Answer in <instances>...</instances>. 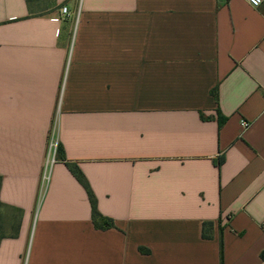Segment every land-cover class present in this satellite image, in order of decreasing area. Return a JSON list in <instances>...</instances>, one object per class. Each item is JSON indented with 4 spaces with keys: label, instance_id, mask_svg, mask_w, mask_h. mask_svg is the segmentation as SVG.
Segmentation results:
<instances>
[{
    "label": "crops",
    "instance_id": "obj_1",
    "mask_svg": "<svg viewBox=\"0 0 264 264\" xmlns=\"http://www.w3.org/2000/svg\"><path fill=\"white\" fill-rule=\"evenodd\" d=\"M50 1L0 0V264H264V4Z\"/></svg>",
    "mask_w": 264,
    "mask_h": 264
},
{
    "label": "trees",
    "instance_id": "obj_2",
    "mask_svg": "<svg viewBox=\"0 0 264 264\" xmlns=\"http://www.w3.org/2000/svg\"><path fill=\"white\" fill-rule=\"evenodd\" d=\"M45 0H27V4L29 6V9L31 10L32 14L37 13L38 10L44 8L45 6H48L49 4L44 3ZM45 4V5H44ZM41 7L37 8L36 7ZM213 94L216 96V91L213 92ZM63 154V150L59 148V153ZM68 167L70 168L72 174L75 176V178L79 181V183L83 186V188L86 190L87 195L89 197V201L92 207V220L96 227V229L101 231H106L115 228V223L113 220L103 216L97 207V199L91 190V187L89 183L87 182L86 178L83 176L81 171L75 167L72 164L68 163ZM5 207L0 203V240L4 237H7L9 234L6 232L5 224L8 221V224L10 225V229L12 231H15V228L18 224V214L17 211L15 212V215L11 216L7 221L3 218L1 215V210H3ZM10 235H13L10 234ZM203 239L205 240H211L213 238V223L206 222L203 224V233H202ZM222 264H223V255H222Z\"/></svg>",
    "mask_w": 264,
    "mask_h": 264
},
{
    "label": "built area",
    "instance_id": "obj_3",
    "mask_svg": "<svg viewBox=\"0 0 264 264\" xmlns=\"http://www.w3.org/2000/svg\"><path fill=\"white\" fill-rule=\"evenodd\" d=\"M251 7L258 9L264 4V0H245ZM60 15L62 17H65L68 15V9L66 7L61 8ZM242 126L244 128L249 127V123L243 122ZM57 150V142L53 141L50 146V151L51 153L53 152L54 154L56 153Z\"/></svg>",
    "mask_w": 264,
    "mask_h": 264
},
{
    "label": "rangeland",
    "instance_id": "obj_4",
    "mask_svg": "<svg viewBox=\"0 0 264 264\" xmlns=\"http://www.w3.org/2000/svg\"><path fill=\"white\" fill-rule=\"evenodd\" d=\"M51 2H52V1H50V0H45V1H44L45 4H51ZM37 8H41V7L38 6V7L35 8V10H37Z\"/></svg>",
    "mask_w": 264,
    "mask_h": 264
}]
</instances>
